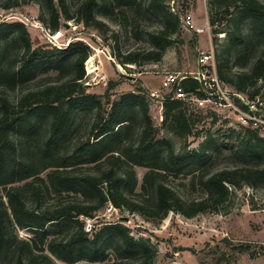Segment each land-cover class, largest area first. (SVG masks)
<instances>
[{"label": "trees", "instance_id": "trees-1", "mask_svg": "<svg viewBox=\"0 0 264 264\" xmlns=\"http://www.w3.org/2000/svg\"><path fill=\"white\" fill-rule=\"evenodd\" d=\"M233 1H239L252 20L259 24L257 32L251 34L258 38L257 41H264V4L259 0ZM138 2L139 0H81L75 11L70 12L67 0H45L47 18L40 19L52 32L59 29L62 17L82 22L105 35L109 27L96 18L95 9L103 10L106 16L117 10L124 21L129 19V13L136 15L140 7ZM146 5L161 13L163 25L150 33L152 48L142 53L129 51L123 55L115 54L120 64L137 63L140 59L145 62L160 61L165 48L173 42L172 36L178 31V14L168 11L162 0H146ZM214 23L215 20L212 19L209 24ZM213 31L215 34L219 32L215 28ZM238 34L234 37L235 40L249 41L252 37L250 34L242 35L239 30ZM0 39L5 40L0 50V187L4 189V193L0 194V264H55L51 255L65 264L79 261L86 264H151V249L141 239H133L128 235L126 227L121 223L105 222L89 238L90 229L85 231L84 222L79 218L94 217V213L106 202L118 208L125 207L145 218L150 216L160 219L169 211L192 217L200 213L218 212L229 199L230 186L264 188V138L257 130L241 127L244 133L242 136V131L235 132L233 129L229 134H209L198 150L175 154L166 139L155 138L156 128L151 123L143 95L133 92L123 94L111 103L105 116L106 111L96 96L80 89L84 77L83 61L89 56V48L83 42H70L65 48L49 44L50 48L42 45L33 48L26 27L18 21L0 22ZM231 43L233 37L225 48L226 58L216 57V74L225 84L253 98L258 94V89H254L255 83L264 74V57H259L250 70H232ZM245 60L244 52L243 55H235L233 63L242 67L241 61L244 64ZM68 66L75 70V74L64 79ZM50 70L57 73L50 83L28 90L16 103L8 99L7 91L34 80L40 71ZM184 87L198 95L202 94L196 91L198 83L195 79L184 80ZM132 103L139 106L144 120L133 148L132 145L121 146L130 134L131 117L127 109ZM78 104L95 105L97 108L91 127L93 141H87V148L84 150V163H99L102 159L108 163L106 169L99 171L97 175H73L67 169L68 157L56 152L59 142L71 129L72 109ZM162 109L163 122H168L170 130L179 136L191 133L197 118L194 112L204 110L169 97L163 98ZM39 111L51 116L50 136L30 154V144H18L13 132L15 129L33 128ZM208 112L215 114L212 110ZM29 135L32 140L33 134ZM225 135L230 141H224ZM34 144L37 146L35 141ZM211 145L219 147L217 151L229 148L232 154L239 155L244 160L241 164L200 174L196 182L193 176L189 181L190 185L193 187L195 183H199L203 195L194 199L181 197L163 178L169 171L181 172L188 166L190 159L202 160ZM126 160L131 165L149 167L142 177L140 190L143 193L150 191L151 200L129 198L136 185V177L132 166H129L131 170L122 167ZM48 168L45 176L40 177L39 174ZM19 182L23 184L19 185ZM49 190L77 193L83 200L67 206H40L43 192ZM28 191L37 202L36 207L27 205L25 193ZM17 228L26 230L30 235L19 238ZM63 228H71V231L64 239L56 238L53 234ZM112 238L118 242L116 246L108 245ZM108 248L112 249L113 259L105 254V249ZM135 253H143L145 256L133 262L124 261ZM253 255L250 254L251 257Z\"/></svg>", "mask_w": 264, "mask_h": 264}, {"label": "rangeland", "instance_id": "rangeland-1", "mask_svg": "<svg viewBox=\"0 0 264 264\" xmlns=\"http://www.w3.org/2000/svg\"><path fill=\"white\" fill-rule=\"evenodd\" d=\"M45 0H0V22L18 21L24 22L26 17L32 18V23L24 24L26 27L31 46L49 45L67 47L68 43L81 41L89 48V56L83 61L84 77L80 89L84 93L93 94L102 104L104 110L109 111L113 101L118 100L123 94L136 93L144 96L147 104L148 115L151 123L156 128L155 138L166 139L173 148L175 154H184L199 149L200 144L207 135L217 136L229 134L230 130L241 132L238 119L233 112L222 106H214L209 109L210 103L206 104L204 110L194 112L197 116L190 134L177 135L169 128L168 122H163L162 102L170 89L163 87L162 80L166 71H193L196 67V51L198 48H213L214 62L216 59L226 58L224 53L227 43L233 37L230 65L232 70H250L259 57H264V41H257L252 32L260 28L240 6L239 1L227 0L226 2L214 0H162L168 11L181 15L190 12L194 22L204 25L205 22L215 20L211 24V41L207 33H195L186 29L181 22L178 31L172 36L173 42L167 46L162 58L158 62H145L142 59L137 63L120 64L115 56L126 54L129 51L145 52L153 47L150 33L160 29L163 25V17L158 10L149 8L146 0H139L140 7L134 13L128 14V20H124L117 10L106 16L103 10L95 9L96 18L105 22L109 30L105 35L97 30L85 26L82 22L70 19L62 22L58 32L60 35L52 39L54 32L50 31L41 21L40 17L47 18L44 9ZM264 4V0H259ZM81 0H67L70 12H74ZM7 5V7H5ZM174 9V11H173ZM180 21V20H179ZM67 23L68 25H66ZM256 30L254 31V29ZM219 30L214 33L213 29ZM253 28V29H252ZM238 30L242 35L250 34V39L235 40ZM221 32V33H220ZM221 35H218V34ZM4 39H0V50L4 45ZM49 44V45H48ZM216 45V46H215ZM17 51V48H16ZM246 55L242 67L234 65L233 59L237 54ZM217 57V58H216ZM91 59V60H90ZM123 73V74H120ZM56 71H40L36 78L28 83L18 85L13 90L7 91L8 99L16 103L28 90H33L50 83L56 78ZM75 74V70L68 66L64 79ZM130 75L131 77L127 76ZM229 86V85H228ZM231 87V86H230ZM232 88V87H231ZM254 89H258V96L264 98V74L257 79ZM76 94V93H74ZM131 117L130 134L121 146L126 147L137 141L144 120L139 106L129 104L127 109ZM214 111L215 114L208 112ZM97 113L95 105L78 104L72 109L71 129L59 142L56 152L68 157V167L73 175L95 174L106 169L108 163L101 160L99 163H84L87 148L86 142H92L91 127ZM51 116L39 111L35 116L34 126L30 129H15L14 139L20 145L25 142L30 144L28 153L33 154L40 145L50 136L49 126ZM31 131V132H30ZM32 133L33 138L29 137ZM243 131L241 136L243 135ZM234 136V135H233ZM28 138V140H27ZM31 140V141H30ZM36 142L37 146L34 144ZM224 141H230L225 135ZM211 145L205 152L202 160L190 159L188 166L181 172L169 171L163 181L175 188L181 197L186 199L199 198L203 195L201 185L195 183L191 186L189 181L194 177L206 174L213 170L241 164L243 158L232 154L229 148L218 149ZM209 157V159H207ZM47 161V160H46ZM45 161V162H46ZM125 162V161H124ZM201 162H204L201 164ZM132 170L136 177V185L130 199H149L151 192L143 193L140 184L144 173L149 167L131 165L130 161L122 165L123 168ZM49 170H43L39 176L44 177ZM22 185L23 182H19ZM35 185H37L35 183ZM230 196L218 212L200 213L192 217H185L177 212L169 211L165 217H143L141 214L130 211L125 207H115L109 202L96 211L94 217H80L87 231V220L91 228L89 238L105 222H119L127 229V234L133 239H141L151 249V264H264V188H251L243 185L239 188L229 187ZM4 189L0 187V194ZM27 205L36 207L37 202L31 198L30 191L25 193ZM83 197L70 191L54 192L49 190L42 194L40 206H67L81 202ZM127 220H121L122 218ZM71 228H63L55 232L56 238H66ZM19 238H25L30 234L24 229L16 230ZM112 238L109 246H116L118 242ZM245 247L247 250L239 248ZM110 248L105 249L108 258L114 255ZM253 253V257L250 254ZM145 254L135 253L125 258V262H133L143 259ZM55 264H65L52 256ZM39 264V263H37ZM74 264H86L79 261Z\"/></svg>", "mask_w": 264, "mask_h": 264}, {"label": "built area", "instance_id": "built-area-1", "mask_svg": "<svg viewBox=\"0 0 264 264\" xmlns=\"http://www.w3.org/2000/svg\"><path fill=\"white\" fill-rule=\"evenodd\" d=\"M179 20L184 28L191 29L195 33H207L209 40H212L209 22L198 26L190 12L179 15ZM22 23L34 24L29 17H26ZM57 33L52 34V39L56 38ZM163 74L162 85L170 89L165 97L181 100L188 106L196 108H204L209 103L211 104L209 108L213 110H215L214 106L225 107L237 116L240 127L255 129L264 138V98L258 95L249 98L245 93L238 92L221 81L216 74L212 47L197 49L196 67L193 71H166ZM189 78L197 81L196 91L201 92V95L191 89H185L184 80ZM89 221L88 219L87 230L91 228Z\"/></svg>", "mask_w": 264, "mask_h": 264}, {"label": "water", "instance_id": "water-1", "mask_svg": "<svg viewBox=\"0 0 264 264\" xmlns=\"http://www.w3.org/2000/svg\"><path fill=\"white\" fill-rule=\"evenodd\" d=\"M66 25H68L67 23H65ZM120 74H123V73H120ZM124 75V74H123ZM128 77H131L130 75L127 74ZM132 78V77H131ZM121 220H127V218H122Z\"/></svg>", "mask_w": 264, "mask_h": 264}, {"label": "bare ground", "instance_id": "bare-ground-1", "mask_svg": "<svg viewBox=\"0 0 264 264\" xmlns=\"http://www.w3.org/2000/svg\"><path fill=\"white\" fill-rule=\"evenodd\" d=\"M60 34L59 33H57V35H55V37H58ZM91 60V59H90Z\"/></svg>", "mask_w": 264, "mask_h": 264}]
</instances>
